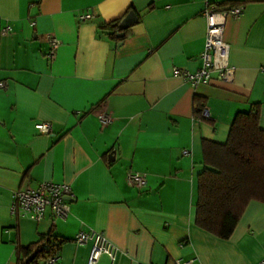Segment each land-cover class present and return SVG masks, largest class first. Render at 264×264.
I'll use <instances>...</instances> for the list:
<instances>
[{
	"label": "crops",
	"instance_id": "0c3cea01",
	"mask_svg": "<svg viewBox=\"0 0 264 264\" xmlns=\"http://www.w3.org/2000/svg\"><path fill=\"white\" fill-rule=\"evenodd\" d=\"M224 2L244 11L225 28L234 78L213 71L193 85L173 69L202 67L205 11ZM131 11L138 22L115 40L105 25ZM51 35L62 42L55 59ZM1 82L0 264H20L17 247L50 230L60 264H88L91 244L76 236L90 230L118 246L114 264H264L263 202L248 204L228 239L196 224L203 141L226 142L236 114L254 104L264 129V0H0ZM130 172L147 185H130ZM43 181L71 185L68 217L13 215L15 192Z\"/></svg>",
	"mask_w": 264,
	"mask_h": 264
},
{
	"label": "trees",
	"instance_id": "16d2710c",
	"mask_svg": "<svg viewBox=\"0 0 264 264\" xmlns=\"http://www.w3.org/2000/svg\"><path fill=\"white\" fill-rule=\"evenodd\" d=\"M220 5L213 9L239 6L237 2ZM121 20L111 21L104 27L118 41L122 39L118 36ZM205 105L200 103L197 108ZM259 109V104H254L248 110L239 111L226 142L203 141L204 167L197 177L196 224L222 239L231 237L251 201L264 203V129L259 123ZM58 241L50 230L39 242L27 248L18 246L19 263L40 264L57 255L61 244Z\"/></svg>",
	"mask_w": 264,
	"mask_h": 264
},
{
	"label": "built area",
	"instance_id": "2783aa9c",
	"mask_svg": "<svg viewBox=\"0 0 264 264\" xmlns=\"http://www.w3.org/2000/svg\"><path fill=\"white\" fill-rule=\"evenodd\" d=\"M243 7L235 6L230 9L216 10L208 8L205 15L208 19V28L205 42V50L202 54L203 65L196 72L183 71L174 67L175 75H182L189 79L193 85L208 83L212 78L213 71H218L220 78L231 81L234 78V68L230 65V46L225 41V28L228 18H239L243 15ZM91 14L82 16V19H90ZM11 27L6 26L1 29L2 35H8ZM50 51L49 58L55 59L57 50L61 46V40L56 35L49 36ZM1 87H6L4 82ZM202 118L209 119L211 112L209 106L197 108ZM99 119L103 126L112 122V116L103 110L99 113ZM37 129L44 134L52 132V125L49 122H38ZM188 153V150H185ZM130 185L139 189L147 185L146 174L130 172L127 176ZM73 197V189L70 184L63 182L43 181L37 187H28L15 192L12 204V212L18 218H30L35 221L44 219L48 209L52 211L55 219H66L70 213V200ZM78 245L91 244V251L88 264H96L100 257L106 255L110 258L111 264L116 261L119 248L103 232L90 230L82 231L76 236ZM177 264H188V261L177 260ZM45 264H60L58 255L50 256ZM151 264V263H150Z\"/></svg>",
	"mask_w": 264,
	"mask_h": 264
},
{
	"label": "water",
	"instance_id": "95a60500",
	"mask_svg": "<svg viewBox=\"0 0 264 264\" xmlns=\"http://www.w3.org/2000/svg\"><path fill=\"white\" fill-rule=\"evenodd\" d=\"M138 20H139V18H138V15L136 12H134V11L129 12V14H127L125 16V18H123L120 22V29L122 31L118 34V36L120 38H124L125 37V30L128 29L129 27H131L132 25H134L135 23H137Z\"/></svg>",
	"mask_w": 264,
	"mask_h": 264
}]
</instances>
